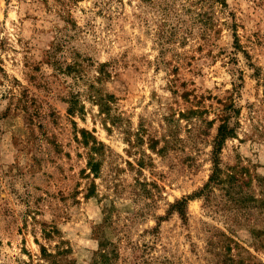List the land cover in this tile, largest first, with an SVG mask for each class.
<instances>
[{"label": "rangeland", "instance_id": "374dc122", "mask_svg": "<svg viewBox=\"0 0 264 264\" xmlns=\"http://www.w3.org/2000/svg\"><path fill=\"white\" fill-rule=\"evenodd\" d=\"M154 2L0 0V264H264V0Z\"/></svg>", "mask_w": 264, "mask_h": 264}, {"label": "trees", "instance_id": "16d2710c", "mask_svg": "<svg viewBox=\"0 0 264 264\" xmlns=\"http://www.w3.org/2000/svg\"><path fill=\"white\" fill-rule=\"evenodd\" d=\"M158 1V0H157ZM165 6L163 8H161V6L163 5V3H158V5H155L156 2L152 3V5L154 7L157 6L158 9V13L161 16V20H162V26L161 27H166L167 25V20L169 18H171V10H170V4L169 1H173V0H163ZM177 1V0H176ZM183 1V5H182V10L184 11L185 15L190 17V21L192 20L193 23H205L206 20V14L202 11V8L204 5H207L209 3H219L222 6H225V0H200L197 3H194L190 0H181ZM198 8L197 11H193L192 8ZM163 28H160V31L158 33L159 37L161 36V34L163 33L162 31ZM104 98L100 99V102H102V110L106 111L108 110L107 104L105 103ZM76 106V104H74ZM76 110V109H75ZM73 112V111H72ZM230 127L228 125H226V123H223L219 126L218 128V133L217 136L213 142V151H212V156L214 157L213 159V169H212V173L210 175L209 181L206 184L204 189H207L209 187H211L212 184L215 185H221L226 183L227 181H229V183L232 181V179L236 178V173L234 174L233 172L225 175V173L223 171H221V169H219L218 167V156L217 153L219 151V148L221 146V144L224 142V140L228 137H230L233 134V130L229 129ZM82 134L83 135H90V137H92L93 141H91V151H99L100 149L103 148V144L101 142H98L96 140L95 137L91 136V134H89L87 131L82 130ZM85 145H88V141H86V143H84ZM89 165L91 166V170H93L94 172H96L95 168H97V163L96 161H94V159H90L89 161ZM235 169V168H234ZM233 169V170H234ZM236 181H238V179H235ZM187 200H182V201H178L176 202L172 208L173 210H176L179 215H181L183 218L185 217V205H186ZM41 254H42V259L45 262V264H57L60 263L59 261H57V257H60V254H51L49 253L45 248H43L41 250ZM100 258H103V255L100 256Z\"/></svg>", "mask_w": 264, "mask_h": 264}]
</instances>
